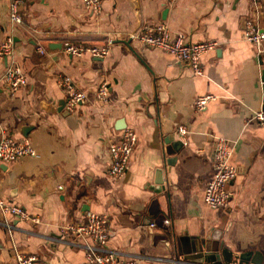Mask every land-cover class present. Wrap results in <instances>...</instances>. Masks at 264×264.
<instances>
[{
    "label": "crops",
    "instance_id": "obj_1",
    "mask_svg": "<svg viewBox=\"0 0 264 264\" xmlns=\"http://www.w3.org/2000/svg\"><path fill=\"white\" fill-rule=\"evenodd\" d=\"M257 11L264 29V0ZM18 12L20 23H11L0 0V42L11 39L0 75L8 60L25 75L15 90L0 80V134L26 137L36 155L0 163V196L38 222L8 216L7 230L0 214V264H16L14 247L34 255L32 264H87L80 239L61 229L84 221L88 210L105 213L107 247L137 264H214L203 256L221 249L264 264V128L250 118L264 100V39L256 47L244 38L250 0H102L97 11L80 0H19ZM158 21L171 37L216 41L200 55L202 74L126 38ZM107 39L104 57L63 51L67 42ZM62 74L85 94L69 110L57 84ZM101 82L104 102L94 97ZM203 93L215 98L196 110L193 98ZM124 126L136 141L124 172L112 179L107 144ZM214 136L231 141L236 167L225 210L202 202Z\"/></svg>",
    "mask_w": 264,
    "mask_h": 264
},
{
    "label": "built area",
    "instance_id": "obj_2",
    "mask_svg": "<svg viewBox=\"0 0 264 264\" xmlns=\"http://www.w3.org/2000/svg\"><path fill=\"white\" fill-rule=\"evenodd\" d=\"M102 0H80L81 4L97 11L101 6ZM8 17L11 23H20V14L18 12L19 0H7ZM252 5L251 14L244 19V38L256 47L264 39V29L258 24V0H250ZM127 39H135L146 46L155 47L168 52L176 58L184 61L193 74H202L200 64V55L202 52L212 49L216 45L214 40L190 41L186 40L182 32H176L173 37L170 36V30L165 22L158 21L152 25L144 24L134 31L126 34ZM110 40L107 39L99 45H82L67 42L63 46V51L70 55L79 56L88 53L94 57H104L108 54ZM39 52H43L41 45L37 46ZM11 55V39L5 37L0 42V56ZM0 80L9 90H15L19 85L25 82V75L20 67L8 60L0 75ZM57 84L64 96V108L72 109L77 103L85 99L83 91L79 90L71 77L62 74L57 77ZM94 97L99 102H104L107 98V87L104 82L99 83L94 91ZM215 98L212 93H203L193 98L192 105L196 110H202L209 100ZM251 119L256 121L264 128V100L261 107L256 109ZM178 134L184 135L186 129L184 125L176 127ZM136 141L135 131L124 126L114 140L107 144L108 162L106 173L112 179L119 178L127 166L128 156L130 155ZM232 143L225 137L214 136L212 149V170L206 179L203 191L202 202L209 208L225 210L229 207L230 190L226 188L235 173L236 167L230 162ZM28 155L35 156L36 151L26 137L12 138L11 136L0 134V163L10 162L18 157ZM0 214L3 219L1 223L7 230L11 227L7 217L18 220H31L38 222L36 216L29 215L24 207L5 200L0 196ZM166 221V219H165ZM152 225V223H150ZM62 232L72 233L80 239V246L84 252V258L87 264H137V257L133 255H124L118 250L107 247L106 240L109 231L107 229V217L105 213L88 210L85 212L84 221L75 224L62 226ZM52 240H61V237L46 236ZM16 264H32L35 256L24 254L17 248L12 251ZM176 260V259H175Z\"/></svg>",
    "mask_w": 264,
    "mask_h": 264
},
{
    "label": "water",
    "instance_id": "obj_3",
    "mask_svg": "<svg viewBox=\"0 0 264 264\" xmlns=\"http://www.w3.org/2000/svg\"><path fill=\"white\" fill-rule=\"evenodd\" d=\"M263 93H264V89H263ZM220 256L222 258V260L220 261ZM204 260L207 261H214V264H222V262L224 264H247L249 262V264H261L259 263L258 260H256L254 257L250 258V256H248V253H239L234 255V259L231 257V254L226 252L224 249L221 251H218L216 253H208V254H204L203 256Z\"/></svg>",
    "mask_w": 264,
    "mask_h": 264
}]
</instances>
